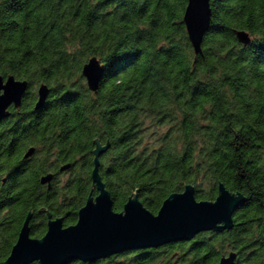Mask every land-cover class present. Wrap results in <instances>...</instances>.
<instances>
[{"label":"trees","instance_id":"obj_1","mask_svg":"<svg viewBox=\"0 0 264 264\" xmlns=\"http://www.w3.org/2000/svg\"><path fill=\"white\" fill-rule=\"evenodd\" d=\"M187 3L0 0V75L28 83L21 107L0 121V264L30 213L34 238L49 214L77 222L98 194L99 145L117 212L138 195L157 214L187 185L199 201H214L220 184L243 201L232 229L68 264H219L230 253L234 264H264V0H211L200 55L183 22ZM93 57L105 67L97 92L82 74ZM42 84L50 95L35 110Z\"/></svg>","mask_w":264,"mask_h":264},{"label":"water","instance_id":"obj_2","mask_svg":"<svg viewBox=\"0 0 264 264\" xmlns=\"http://www.w3.org/2000/svg\"><path fill=\"white\" fill-rule=\"evenodd\" d=\"M211 0H188L183 22L188 38L196 55L202 54V43L210 29ZM237 39L244 45L251 43L249 33L236 32ZM105 73L104 65L93 57L83 67L82 74L90 91L97 92ZM28 89L27 81L14 76L0 75V121L10 116L9 108H20ZM50 89L42 84L38 88L35 110L43 108ZM108 148L100 145L95 150V167L92 180L98 191L90 196L78 213L77 222L65 226L64 218L48 215V229L42 238L31 235L30 213L25 220L10 255L3 264H68L74 260L92 262L107 259L113 255L137 249L158 248L160 246L191 241L202 232L232 229L234 212L243 201L242 196L232 193L223 184L214 201H199L195 197V187L187 185L183 192L171 194L162 204L157 214L148 210L134 195L124 205L122 212L114 210V202L99 174V157ZM30 148L24 158L34 154ZM66 165L63 169H68ZM54 175L41 179L48 184ZM236 253L221 258L219 264H234Z\"/></svg>","mask_w":264,"mask_h":264},{"label":"flooded vegetation","instance_id":"obj_3","mask_svg":"<svg viewBox=\"0 0 264 264\" xmlns=\"http://www.w3.org/2000/svg\"><path fill=\"white\" fill-rule=\"evenodd\" d=\"M66 165H70V167H71V163H66L65 165H63L61 167V170H60L61 171V175L60 176L66 177V176L69 175V169H70V167L68 169H63V167L66 166ZM53 179H52V181H53ZM52 181L50 182V186L52 184ZM5 182H6V179L3 180V183H5ZM44 185L49 188V183L48 184H44Z\"/></svg>","mask_w":264,"mask_h":264}]
</instances>
